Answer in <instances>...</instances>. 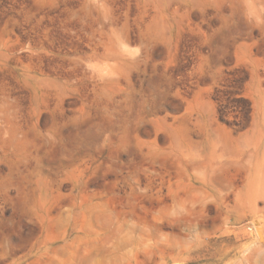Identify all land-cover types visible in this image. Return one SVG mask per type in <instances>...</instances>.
Wrapping results in <instances>:
<instances>
[{
    "label": "rangeland",
    "instance_id": "obj_1",
    "mask_svg": "<svg viewBox=\"0 0 264 264\" xmlns=\"http://www.w3.org/2000/svg\"><path fill=\"white\" fill-rule=\"evenodd\" d=\"M0 264H264V0H0Z\"/></svg>",
    "mask_w": 264,
    "mask_h": 264
}]
</instances>
